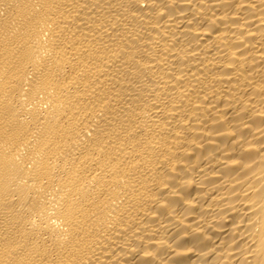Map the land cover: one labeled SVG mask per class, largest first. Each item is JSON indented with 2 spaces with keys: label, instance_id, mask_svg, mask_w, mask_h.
I'll list each match as a JSON object with an SVG mask.
<instances>
[{
  "label": "bare ground",
  "instance_id": "obj_1",
  "mask_svg": "<svg viewBox=\"0 0 264 264\" xmlns=\"http://www.w3.org/2000/svg\"><path fill=\"white\" fill-rule=\"evenodd\" d=\"M0 264H264V0H0Z\"/></svg>",
  "mask_w": 264,
  "mask_h": 264
}]
</instances>
